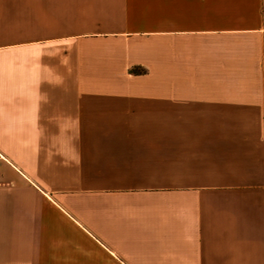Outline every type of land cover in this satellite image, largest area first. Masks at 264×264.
<instances>
[{"label":"crops","instance_id":"crops-1","mask_svg":"<svg viewBox=\"0 0 264 264\" xmlns=\"http://www.w3.org/2000/svg\"><path fill=\"white\" fill-rule=\"evenodd\" d=\"M0 264H264V0H0Z\"/></svg>","mask_w":264,"mask_h":264}]
</instances>
